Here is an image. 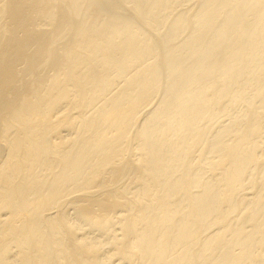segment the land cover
I'll list each match as a JSON object with an SVG mask.
<instances>
[{"label": "bare ground", "instance_id": "obj_1", "mask_svg": "<svg viewBox=\"0 0 264 264\" xmlns=\"http://www.w3.org/2000/svg\"><path fill=\"white\" fill-rule=\"evenodd\" d=\"M0 264H264V0H0Z\"/></svg>", "mask_w": 264, "mask_h": 264}]
</instances>
